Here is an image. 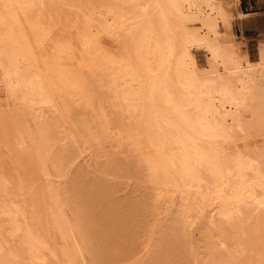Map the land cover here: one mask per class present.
<instances>
[{
	"label": "bare ground",
	"instance_id": "obj_1",
	"mask_svg": "<svg viewBox=\"0 0 264 264\" xmlns=\"http://www.w3.org/2000/svg\"><path fill=\"white\" fill-rule=\"evenodd\" d=\"M238 2L0 0V264H264Z\"/></svg>",
	"mask_w": 264,
	"mask_h": 264
},
{
	"label": "crops",
	"instance_id": "obj_2",
	"mask_svg": "<svg viewBox=\"0 0 264 264\" xmlns=\"http://www.w3.org/2000/svg\"><path fill=\"white\" fill-rule=\"evenodd\" d=\"M263 3L264 0H239L238 6L242 12L253 13V10L264 8Z\"/></svg>",
	"mask_w": 264,
	"mask_h": 264
},
{
	"label": "rangeland",
	"instance_id": "obj_3",
	"mask_svg": "<svg viewBox=\"0 0 264 264\" xmlns=\"http://www.w3.org/2000/svg\"><path fill=\"white\" fill-rule=\"evenodd\" d=\"M253 11H255V12L251 13V15H257V16H258V15H260L261 13L264 12V8L256 9V10H253ZM236 30H237V32H240L238 26H236ZM249 32H250V30H248L247 34H249Z\"/></svg>",
	"mask_w": 264,
	"mask_h": 264
}]
</instances>
